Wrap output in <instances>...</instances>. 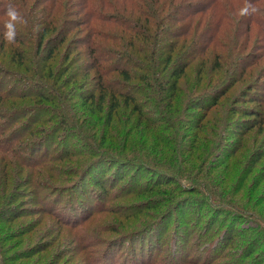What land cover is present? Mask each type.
I'll return each instance as SVG.
<instances>
[{"label":"trees","instance_id":"16d2710c","mask_svg":"<svg viewBox=\"0 0 264 264\" xmlns=\"http://www.w3.org/2000/svg\"><path fill=\"white\" fill-rule=\"evenodd\" d=\"M87 192L90 261L264 264V0H0V264Z\"/></svg>","mask_w":264,"mask_h":264},{"label":"rangeland","instance_id":"374dc122","mask_svg":"<svg viewBox=\"0 0 264 264\" xmlns=\"http://www.w3.org/2000/svg\"><path fill=\"white\" fill-rule=\"evenodd\" d=\"M19 191V195L21 196L17 198L15 205L17 206L18 203H21V206H23V204L26 203L24 206L34 207L33 205H28V200L25 198V193H21L23 190L19 189ZM87 195L88 198L78 196V201H65L62 199L61 201L63 209H61V219L54 215H43L41 223L35 226L32 230L21 235L20 237L10 239L8 241L10 244L9 253H14L12 254L11 264H101L103 261L102 259H97L96 256H94L96 260L90 261L89 258L84 255V251L80 249L81 243L76 239L75 233L80 232L82 220L72 219V221H69V218H78L77 216L81 212L85 211V213H89L88 209L92 208L93 206L95 208V195L91 192H87ZM145 195H148V193L145 192L142 194V196ZM62 197L63 195L60 196V199ZM134 199L136 200L135 197ZM42 205L43 204L40 206ZM36 219L37 214H33L30 216H24L18 221L23 223L24 226H28L30 224H34ZM119 219L120 217H118L114 212H96L92 214L91 217L88 216L86 220H83V225L88 224L90 227L96 226V224L107 225L108 228H103V236L105 238L107 236L108 238L117 237L120 232L116 230L115 222L119 221ZM135 222L136 221L131 218L126 220L127 224H134ZM127 226L128 225L120 226L119 229H124ZM118 245L119 243L113 240L111 245L108 247L109 256H111L110 260L115 259L111 251L115 252V249ZM127 245L128 244L126 242H123L121 245L122 248H120L116 254L120 255L122 251L124 252ZM31 246L32 249L28 251L27 247ZM35 249L37 251L33 252ZM18 250L23 251L22 253H19L17 252ZM110 260L108 263L111 262Z\"/></svg>","mask_w":264,"mask_h":264},{"label":"clouds","instance_id":"9594fccd","mask_svg":"<svg viewBox=\"0 0 264 264\" xmlns=\"http://www.w3.org/2000/svg\"><path fill=\"white\" fill-rule=\"evenodd\" d=\"M257 11L258 9L255 6L248 3L240 10L239 15L241 17L250 16L252 14H255ZM5 15L7 16V20L5 21L4 24L5 31L3 33V38L7 43L13 44L16 41L18 26H27L29 22L24 16L20 14V12L16 10V8L12 6L8 7ZM32 30L34 32H38L39 26L38 25L33 26ZM181 183L182 186L184 187L190 186L187 184L186 181H182Z\"/></svg>","mask_w":264,"mask_h":264}]
</instances>
